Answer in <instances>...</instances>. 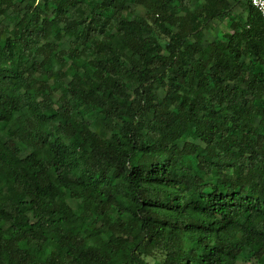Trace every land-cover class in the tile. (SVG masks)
<instances>
[{"label":"trees","instance_id":"trees-1","mask_svg":"<svg viewBox=\"0 0 264 264\" xmlns=\"http://www.w3.org/2000/svg\"><path fill=\"white\" fill-rule=\"evenodd\" d=\"M234 1L0 0V264H264V18Z\"/></svg>","mask_w":264,"mask_h":264},{"label":"rangeland","instance_id":"rangeland-1","mask_svg":"<svg viewBox=\"0 0 264 264\" xmlns=\"http://www.w3.org/2000/svg\"><path fill=\"white\" fill-rule=\"evenodd\" d=\"M232 1L235 2L234 0H232ZM234 10L236 12H244V13L246 12L245 8H243V6L241 4H238V3H235ZM225 29H226L225 21L224 22L214 21L212 24V27L205 31L206 37L208 40H212L217 34L224 31ZM161 92H162V90H161Z\"/></svg>","mask_w":264,"mask_h":264},{"label":"built area","instance_id":"built-area-1","mask_svg":"<svg viewBox=\"0 0 264 264\" xmlns=\"http://www.w3.org/2000/svg\"><path fill=\"white\" fill-rule=\"evenodd\" d=\"M251 4L256 8V10L264 18V0H250Z\"/></svg>","mask_w":264,"mask_h":264}]
</instances>
